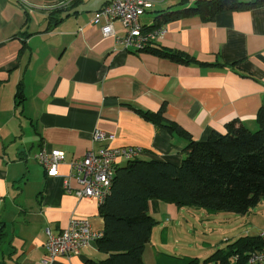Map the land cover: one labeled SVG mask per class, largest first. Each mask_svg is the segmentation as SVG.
Masks as SVG:
<instances>
[{
    "label": "crops",
    "instance_id": "crops-1",
    "mask_svg": "<svg viewBox=\"0 0 264 264\" xmlns=\"http://www.w3.org/2000/svg\"><path fill=\"white\" fill-rule=\"evenodd\" d=\"M108 1L0 0V264H100L106 254L96 241L76 255L49 260L45 229L58 233L71 216L103 229L98 201L64 189L74 157L104 146L137 147L136 158L180 164L187 138L140 112L162 108L163 121L196 140L211 130L222 132L231 119L258 128L257 111L264 108V5L221 12L212 20L189 16L158 24L160 13L197 0H154L141 22L164 33L148 48L193 59L183 64L148 50H124L114 35H102L101 24L92 20ZM113 29L118 36L126 32L119 21ZM96 130L114 137L94 141ZM41 149L65 154L58 174L49 175L36 160ZM125 163L118 159L115 169ZM254 207L240 220L226 219L242 222ZM181 208L148 202L151 215L162 209L178 219ZM256 229L243 231L257 234L264 227ZM176 232L173 225L155 224L144 264H181L185 254L173 255L168 244Z\"/></svg>",
    "mask_w": 264,
    "mask_h": 264
},
{
    "label": "trees",
    "instance_id": "trees-1",
    "mask_svg": "<svg viewBox=\"0 0 264 264\" xmlns=\"http://www.w3.org/2000/svg\"><path fill=\"white\" fill-rule=\"evenodd\" d=\"M263 5L264 0H197L191 6L160 13L156 22L189 16L212 20L221 12ZM151 43L142 51L183 64L193 60L179 51L148 48ZM162 111L160 108L140 114L150 122L160 123L165 120ZM256 120L258 128L251 130L238 119H231L224 123L222 132L211 130L204 140L193 139L170 123V132L187 138L179 165L135 157L118 167L110 191L98 209L104 226L103 235L95 241L98 250L106 254L100 264H144L142 254L155 225L148 210L149 200L236 214H245L264 200L263 107L257 111ZM263 247L258 234H244L215 250L210 260L214 264H250V254ZM187 258H181V264H199L197 259Z\"/></svg>",
    "mask_w": 264,
    "mask_h": 264
},
{
    "label": "built area",
    "instance_id": "built-area-1",
    "mask_svg": "<svg viewBox=\"0 0 264 264\" xmlns=\"http://www.w3.org/2000/svg\"><path fill=\"white\" fill-rule=\"evenodd\" d=\"M154 0H109L96 11L92 22L101 24L104 36L114 35L116 44L124 50L142 51L150 42L164 33L162 28H151L142 24L141 16L153 7ZM113 21H119L126 32L115 35ZM115 50V48H114ZM113 134L102 130L93 133L94 141L113 139ZM137 147H109L91 149L80 157H74L68 163L69 173L63 181L64 189L77 198L93 197L103 203L110 191L118 159L130 160L140 152ZM36 160L49 175L58 174V165L65 160V154L58 149H41L35 155ZM71 180L75 181L72 185ZM44 247L46 256L53 260L62 255H76L92 241L103 235V229L91 227L88 219L71 216L67 226L58 233L45 229ZM264 242V229L257 233ZM248 263L264 264V247L252 252Z\"/></svg>",
    "mask_w": 264,
    "mask_h": 264
},
{
    "label": "rangeland",
    "instance_id": "rangeland-1",
    "mask_svg": "<svg viewBox=\"0 0 264 264\" xmlns=\"http://www.w3.org/2000/svg\"><path fill=\"white\" fill-rule=\"evenodd\" d=\"M181 207L183 208L178 219H173L162 209L152 216L155 224L161 225V228L163 224L177 228V232L168 242L171 253L177 256L185 254L187 259H197L199 264H214L210 260L211 254L217 249L225 248L227 243L234 241L241 234H245L244 229L256 232V228L264 227V201L254 207L242 222L226 218L238 216L240 220L243 214L225 211L207 213L204 208L198 206ZM160 231V228H156L153 235L155 242H158Z\"/></svg>",
    "mask_w": 264,
    "mask_h": 264
},
{
    "label": "water",
    "instance_id": "water-1",
    "mask_svg": "<svg viewBox=\"0 0 264 264\" xmlns=\"http://www.w3.org/2000/svg\"><path fill=\"white\" fill-rule=\"evenodd\" d=\"M161 124L164 125V126H169V125H170V124H169L168 122H166V121H162Z\"/></svg>",
    "mask_w": 264,
    "mask_h": 264
}]
</instances>
